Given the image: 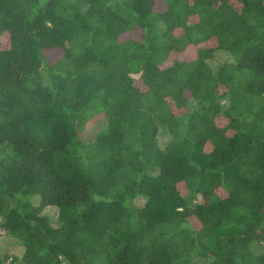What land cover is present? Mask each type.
<instances>
[{
	"label": "trees",
	"instance_id": "1",
	"mask_svg": "<svg viewBox=\"0 0 264 264\" xmlns=\"http://www.w3.org/2000/svg\"><path fill=\"white\" fill-rule=\"evenodd\" d=\"M0 234V264H264V0H0Z\"/></svg>",
	"mask_w": 264,
	"mask_h": 264
},
{
	"label": "rangeland",
	"instance_id": "2",
	"mask_svg": "<svg viewBox=\"0 0 264 264\" xmlns=\"http://www.w3.org/2000/svg\"><path fill=\"white\" fill-rule=\"evenodd\" d=\"M128 37H132V38H135L137 37V34H131L130 36H125V38H128ZM196 55H195V51L194 49H191V50H187L186 52L182 53L179 58L180 59H191V58H194ZM170 63V62H169ZM141 89H145L144 85L142 83H140L138 85ZM97 129V125L93 126L91 129H90V135L93 134ZM45 213L48 214L49 216H56V213H57V210L55 208H47L45 210ZM0 253L3 255V256H9V257H21L22 254H23V248L16 244L11 238L3 235V234H0Z\"/></svg>",
	"mask_w": 264,
	"mask_h": 264
}]
</instances>
